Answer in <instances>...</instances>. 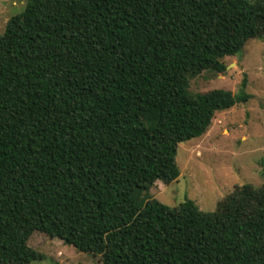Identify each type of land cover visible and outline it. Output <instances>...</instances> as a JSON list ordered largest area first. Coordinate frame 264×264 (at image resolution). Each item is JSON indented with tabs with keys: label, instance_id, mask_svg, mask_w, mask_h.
<instances>
[{
	"label": "trees",
	"instance_id": "obj_1",
	"mask_svg": "<svg viewBox=\"0 0 264 264\" xmlns=\"http://www.w3.org/2000/svg\"><path fill=\"white\" fill-rule=\"evenodd\" d=\"M262 18L264 0H28L0 33V264L42 259L36 233L103 264H264V188L246 217L145 197L251 98L189 80Z\"/></svg>",
	"mask_w": 264,
	"mask_h": 264
},
{
	"label": "rangeland",
	"instance_id": "obj_2",
	"mask_svg": "<svg viewBox=\"0 0 264 264\" xmlns=\"http://www.w3.org/2000/svg\"><path fill=\"white\" fill-rule=\"evenodd\" d=\"M28 0H0V33L22 12ZM225 72L203 71L191 77V93L226 89L248 93L247 102L218 111L205 134L179 144L180 176L170 184L157 181L145 196L175 207L186 199L200 209L232 208L254 216L264 188V18L239 55L224 58ZM31 247L43 258L29 264H103L102 256L79 251L58 238L36 233Z\"/></svg>",
	"mask_w": 264,
	"mask_h": 264
}]
</instances>
